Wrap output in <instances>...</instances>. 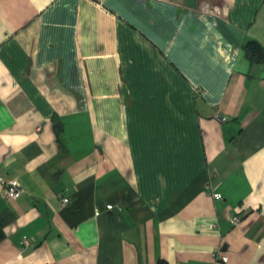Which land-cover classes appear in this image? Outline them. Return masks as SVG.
<instances>
[{"label":"crops","instance_id":"crops-1","mask_svg":"<svg viewBox=\"0 0 264 264\" xmlns=\"http://www.w3.org/2000/svg\"><path fill=\"white\" fill-rule=\"evenodd\" d=\"M250 40L264 0H0V264H264Z\"/></svg>","mask_w":264,"mask_h":264},{"label":"built area","instance_id":"built-area-1","mask_svg":"<svg viewBox=\"0 0 264 264\" xmlns=\"http://www.w3.org/2000/svg\"><path fill=\"white\" fill-rule=\"evenodd\" d=\"M214 116L220 121H224L227 119V117L225 115L220 114V113H215ZM0 178L2 179L1 176H0ZM21 190H22V188H21L20 182L17 178H9V179L4 180V192L8 197H16L21 192ZM212 196L215 199H218V198H221V193L219 191L214 190L212 192ZM67 201H68V198L63 197V202H67ZM108 207H111V205L109 204ZM232 219H233V221H238L239 215L233 214ZM31 241H32V239L30 237H27V236H23L21 239V243L24 246L31 244ZM215 256L217 257V259H221V260H225L227 258L226 254L221 252L220 249H218L215 252Z\"/></svg>","mask_w":264,"mask_h":264},{"label":"trees","instance_id":"trees-1","mask_svg":"<svg viewBox=\"0 0 264 264\" xmlns=\"http://www.w3.org/2000/svg\"><path fill=\"white\" fill-rule=\"evenodd\" d=\"M247 51L250 53L253 59L257 61L264 60V49L255 40H250L246 45ZM155 264H168L165 260L159 259Z\"/></svg>","mask_w":264,"mask_h":264}]
</instances>
